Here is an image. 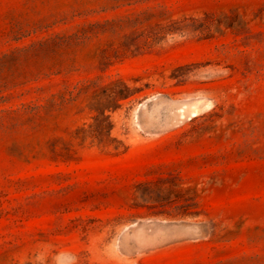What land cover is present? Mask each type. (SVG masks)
Instances as JSON below:
<instances>
[{
	"label": "rangeland",
	"instance_id": "374dc122",
	"mask_svg": "<svg viewBox=\"0 0 264 264\" xmlns=\"http://www.w3.org/2000/svg\"><path fill=\"white\" fill-rule=\"evenodd\" d=\"M0 264H264V0H0Z\"/></svg>",
	"mask_w": 264,
	"mask_h": 264
},
{
	"label": "trees",
	"instance_id": "16d2710c",
	"mask_svg": "<svg viewBox=\"0 0 264 264\" xmlns=\"http://www.w3.org/2000/svg\"><path fill=\"white\" fill-rule=\"evenodd\" d=\"M127 96H128V94H122L121 92L119 94V97H127Z\"/></svg>",
	"mask_w": 264,
	"mask_h": 264
}]
</instances>
